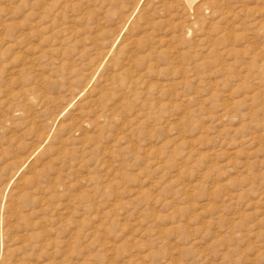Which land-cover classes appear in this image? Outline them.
Here are the masks:
<instances>
[{
  "label": "rangeland",
  "instance_id": "374dc122",
  "mask_svg": "<svg viewBox=\"0 0 264 264\" xmlns=\"http://www.w3.org/2000/svg\"><path fill=\"white\" fill-rule=\"evenodd\" d=\"M0 264H264V0H0Z\"/></svg>",
  "mask_w": 264,
  "mask_h": 264
},
{
  "label": "bare ground",
  "instance_id": "6f19581e",
  "mask_svg": "<svg viewBox=\"0 0 264 264\" xmlns=\"http://www.w3.org/2000/svg\"><path fill=\"white\" fill-rule=\"evenodd\" d=\"M46 137V136H45Z\"/></svg>",
  "mask_w": 264,
  "mask_h": 264
}]
</instances>
